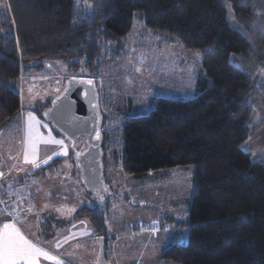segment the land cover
Masks as SVG:
<instances>
[{
	"label": "trees",
	"instance_id": "trees-1",
	"mask_svg": "<svg viewBox=\"0 0 264 264\" xmlns=\"http://www.w3.org/2000/svg\"><path fill=\"white\" fill-rule=\"evenodd\" d=\"M85 1L90 7L79 0H3L0 129L21 114L23 74L47 62H70L99 89L96 70L104 55L115 53L110 45L132 32L138 14L152 32L203 54L194 96L158 97L150 112L124 123L128 176L196 168L188 242L172 243L160 264H264V155L253 160L243 148L264 129V82L255 79L264 66V0ZM106 118L102 113L103 161L109 152ZM109 209L106 202L77 213L103 237L106 261ZM152 226L150 231H171Z\"/></svg>",
	"mask_w": 264,
	"mask_h": 264
},
{
	"label": "rangeland",
	"instance_id": "rangeland-1",
	"mask_svg": "<svg viewBox=\"0 0 264 264\" xmlns=\"http://www.w3.org/2000/svg\"><path fill=\"white\" fill-rule=\"evenodd\" d=\"M79 1L83 6L90 7L87 1ZM5 7L0 0V10ZM138 16L135 15L132 32L110 45L115 53L104 55L101 67L96 70L101 111L107 117L105 141L109 146L108 156L104 161L101 157L103 190L89 191L84 185L79 158L87 149L86 139L71 140L58 133L48 116L44 115L49 113L50 104L62 94L71 78H90L84 70L72 68L70 62L50 61L44 64V68L25 72L19 84L21 114L0 129V172H14L13 178L17 174L22 177V184L17 187L13 186L10 177L4 192L16 198L17 206L23 203L21 210L31 209L32 195L28 193L30 185L37 181L34 172H57L49 177L50 183L43 186L55 185L56 196L70 200L73 213L70 216L66 212L63 219H49L50 223L42 229L43 232L50 229L55 234H70L65 246L60 248L55 245L53 249L62 251L71 247L72 258L82 261L81 264H99L103 237L94 234V227L88 219L90 223L86 221L78 226L71 222L84 207L104 206L106 202L110 203L105 223L107 264H160L161 253L172 243L188 242L185 223L193 195L195 166L161 170L143 177L128 176L122 160L123 128L127 119L137 112H150L158 97L186 99L194 96L197 81L203 74V54L186 50L165 34L152 32ZM255 79L258 84L264 82V66ZM29 113L41 124L47 125L46 128L37 126L44 138L51 136L64 141L67 155L62 154L59 145L41 143L38 145V162L48 156L52 159L47 164L40 163L39 168L24 163ZM243 148L252 152L253 160L264 155V129L245 142ZM54 152L58 154L53 155ZM77 153H80L79 157ZM50 164L52 168L49 169ZM46 220L42 217L41 225L39 221L37 228L40 232ZM155 223L167 225L170 228L167 230L171 231L163 230L166 226L160 229L154 227L156 231H150L148 226L153 228ZM143 235L146 238L141 237ZM111 248L115 250L113 254Z\"/></svg>",
	"mask_w": 264,
	"mask_h": 264
},
{
	"label": "water",
	"instance_id": "water-1",
	"mask_svg": "<svg viewBox=\"0 0 264 264\" xmlns=\"http://www.w3.org/2000/svg\"><path fill=\"white\" fill-rule=\"evenodd\" d=\"M241 29V28H240ZM88 81H92L91 84ZM60 110L63 118H53V113ZM59 119V123H57ZM48 120L56 130L74 140L85 138L87 149L79 158L83 182L89 191L101 189L102 179V111L100 94L93 78H71L59 99L53 103ZM96 133H99L97 139ZM105 245L101 239L99 264H107Z\"/></svg>",
	"mask_w": 264,
	"mask_h": 264
},
{
	"label": "crops",
	"instance_id": "crops-1",
	"mask_svg": "<svg viewBox=\"0 0 264 264\" xmlns=\"http://www.w3.org/2000/svg\"><path fill=\"white\" fill-rule=\"evenodd\" d=\"M3 173V176H0V227H2L3 223H11L15 222L17 224V227L21 229V231L34 243H37L39 246L45 248L46 250L50 251L52 255L58 256L60 260L63 261V264H71L70 262H73L74 264H77L79 261H75V259L72 258L71 255V247H66V249L62 251H55L53 249V246H55L57 243H59L60 248L65 246V244L68 242L67 239L70 238V234L63 235L55 234L48 229L50 232H43L41 227V232L39 231V228H37V225H41V218H46V225L50 223L49 219H63L66 212L70 213V216H72V211L70 209V200L67 201L66 197H57L55 194L56 186H43V184L50 183L49 177L54 175L57 172H34V177L37 179L35 181V184H31L28 194L32 195L31 199V209L21 210V207L23 206V203L20 204V206H17L15 204L16 198L11 197L10 195H6L4 192V188L6 186V182L11 177L12 178V184L14 187H17L19 184H22V177H19L18 174L16 177H12L14 172H0ZM45 178V179H42ZM43 187V188H42ZM57 198V202H55V199ZM34 208V210H32ZM7 209V211H5ZM57 209H60L57 211ZM68 209V210H67ZM7 212H13L12 216H8ZM71 218V217H70ZM90 223L87 219H79L76 218L73 223L75 226H78V224H82V222ZM43 223V225H45ZM42 225V226H43ZM91 225V223H90ZM74 226V227H75ZM92 226V225H91ZM73 228V227H72ZM95 234V231H94ZM141 237H145L144 235ZM146 238V237H145ZM58 239V240H56ZM55 240V241H54ZM111 251L113 254L114 249L111 248ZM63 256V258H61ZM41 262L43 264H54L52 261H47L41 258ZM82 261L79 262L81 264Z\"/></svg>",
	"mask_w": 264,
	"mask_h": 264
},
{
	"label": "snow or ice",
	"instance_id": "snow-or-ice-1",
	"mask_svg": "<svg viewBox=\"0 0 264 264\" xmlns=\"http://www.w3.org/2000/svg\"><path fill=\"white\" fill-rule=\"evenodd\" d=\"M139 71V69H137ZM89 84L92 81H88ZM59 99V97H57ZM45 116H48L49 113H44ZM53 118L57 117L63 118L64 114L58 109L55 113L52 114ZM59 123V119H57ZM39 127H47L46 124H41L39 120L35 118L32 113L28 114L26 122V147L23 153L24 163H29L34 165L36 168L40 167V163L47 164L49 160L52 159V156H48L46 159L38 162V145L43 144H54L61 146L62 154L67 155V146L64 144L63 140L55 139L54 137L49 136L44 138L41 133L37 130ZM97 139L99 138V133H96ZM58 153H53L57 155ZM80 153H77L79 157ZM0 176H3V173H0ZM100 199H103L100 197ZM60 209H57L59 211ZM7 211V209H5ZM8 216H12L13 212H7ZM56 247H60L59 243L56 244ZM41 258L47 261H52L54 264H63V261L59 259L58 256L52 255L50 251L39 246L37 243H34L29 239L15 222L3 223L0 227V264H41Z\"/></svg>",
	"mask_w": 264,
	"mask_h": 264
}]
</instances>
